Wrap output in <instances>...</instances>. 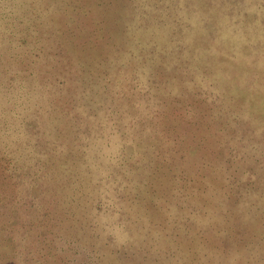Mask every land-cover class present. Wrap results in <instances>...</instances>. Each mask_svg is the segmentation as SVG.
I'll return each instance as SVG.
<instances>
[{
	"label": "rangeland",
	"instance_id": "obj_1",
	"mask_svg": "<svg viewBox=\"0 0 264 264\" xmlns=\"http://www.w3.org/2000/svg\"><path fill=\"white\" fill-rule=\"evenodd\" d=\"M3 84L0 264H264V0H0Z\"/></svg>",
	"mask_w": 264,
	"mask_h": 264
},
{
	"label": "trees",
	"instance_id": "obj_2",
	"mask_svg": "<svg viewBox=\"0 0 264 264\" xmlns=\"http://www.w3.org/2000/svg\"><path fill=\"white\" fill-rule=\"evenodd\" d=\"M30 81H32L34 84L35 83H38L37 81L38 80H34L33 78H30ZM12 86H13V84H3V85H1L0 87H1V89H3L4 91H8V90H10V89H12ZM68 89H69V91H68V93L66 94V97H70L71 96V88H69L68 87ZM8 98H10V97H8ZM66 99V98H65ZM68 100V99H67ZM33 123L35 124L36 123V117H34L33 119ZM35 131V130H34ZM31 133V132H30ZM18 136H16L14 139H16ZM13 139V140H14ZM12 143V141H10V144ZM20 144V143H19ZM3 146H4V148L5 149H1V152L3 153V151H5L6 150V144H3ZM68 155H70V157H71V160L72 161H75V160H77V157L75 156V153H69L68 152ZM8 159H10V156L8 155V156H6V158H5V160H6V162L8 161ZM11 159H12V157H11ZM37 160H39L38 159V156H37ZM4 164L5 163H3V165H2V169L4 168ZM73 166V165H72ZM35 167H37V166H35ZM43 170V169H42ZM38 171H39V169L38 168H35L32 172L33 173H27V175H29V176H34V175H39V174H41V173H38ZM38 178H39V176H38ZM32 188H33V192H29L30 194H32V195H34V194H38V193H40L41 192V188H40V183L39 182H37V183H33V186H32ZM25 190H26V192H28V191H30V187H26L25 188ZM10 200V199H9ZM1 201H2V203H1V205L3 206V201H4V199H3V197L1 198ZM6 204H4V206H5ZM14 204H11L10 206L12 207ZM37 210H38V207H35V208H33V209H31L30 210V215H36V213H37ZM52 212H54V210L52 209V208H45V209H41V213H40V216H38L39 217V220H41L42 222H44L45 223V221H46V224H45V227H44V230H46V231H48V228L49 227H52V226H55V225H57V223L55 222V221H53L52 219H51V213ZM10 214H12L11 213V211H10ZM16 215H18V210H17V212L15 213ZM54 217V216H53ZM1 219V218H0ZM18 222V221H17ZM46 225H48V228H46ZM53 228V227H52ZM13 228L12 227H10L9 229H7V230H1L0 231V236H9V235H11V230H12ZM43 229V228H42ZM43 230V231H44ZM49 230H51V229H49ZM38 232V231H37Z\"/></svg>",
	"mask_w": 264,
	"mask_h": 264
}]
</instances>
